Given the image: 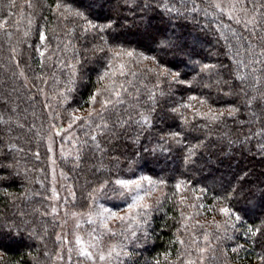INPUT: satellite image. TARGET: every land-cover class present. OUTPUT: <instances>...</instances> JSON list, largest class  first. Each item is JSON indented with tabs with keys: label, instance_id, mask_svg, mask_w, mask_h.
Masks as SVG:
<instances>
[{
	"label": "trees",
	"instance_id": "obj_1",
	"mask_svg": "<svg viewBox=\"0 0 264 264\" xmlns=\"http://www.w3.org/2000/svg\"><path fill=\"white\" fill-rule=\"evenodd\" d=\"M230 8L0 0V264H56L48 141L69 124L71 213L126 210L121 180L161 191L120 264H264V0Z\"/></svg>",
	"mask_w": 264,
	"mask_h": 264
},
{
	"label": "rangeland",
	"instance_id": "obj_2",
	"mask_svg": "<svg viewBox=\"0 0 264 264\" xmlns=\"http://www.w3.org/2000/svg\"><path fill=\"white\" fill-rule=\"evenodd\" d=\"M213 1L227 15L231 17L238 15L230 8L233 0ZM80 116H83V113H78L77 118ZM75 131L76 126L71 124L54 127L48 141L51 152L49 168L53 189L51 214L60 226L61 248L56 264L123 263L124 258L130 254L126 245L129 246L135 236L128 234L129 230L125 228L127 221L132 222L135 209L151 207L161 191L154 192V184L150 179H145L146 177L121 180L124 184L119 183L120 181L117 183L116 188L119 194L116 193L115 197L117 199L126 198L128 205L126 210L113 211L99 201V196L96 202L94 200L90 212L71 213L67 201L72 193L58 162L72 153L76 154ZM111 197L113 198L114 194H111ZM129 197H131L130 203H128ZM141 197L143 199H140ZM145 205H147L146 208ZM82 250L91 252L93 259L89 260L82 256L80 254ZM101 255L106 259H99Z\"/></svg>",
	"mask_w": 264,
	"mask_h": 264
},
{
	"label": "snow or ice",
	"instance_id": "obj_3",
	"mask_svg": "<svg viewBox=\"0 0 264 264\" xmlns=\"http://www.w3.org/2000/svg\"><path fill=\"white\" fill-rule=\"evenodd\" d=\"M109 26H110V25H109ZM101 30H102V29H101ZM41 39H43V36L41 37ZM127 55L132 56L133 53H132V52H128ZM145 58H147V57H145ZM121 67H123V66H121ZM105 75H107V73H105ZM101 78H103V77H101ZM92 99H93V101H95V96H93ZM193 99H194V97H193ZM105 104H107V101H105ZM145 122H147V121L145 120ZM92 139L95 140V137H92ZM145 179H147V178H145ZM119 183L124 184L123 181H120ZM125 186H126V185H125ZM140 199H143V197H141ZM132 207H135V205H132ZM144 207L146 208L147 205H145ZM224 211H225V213H227V209H225ZM80 254H81L82 256H84L86 259H89V260L93 259V257H92V253L89 252V251L82 250ZM99 259L104 260V259H106V257L103 256V255H101V256L99 257ZM189 264H194V262H189Z\"/></svg>",
	"mask_w": 264,
	"mask_h": 264
}]
</instances>
